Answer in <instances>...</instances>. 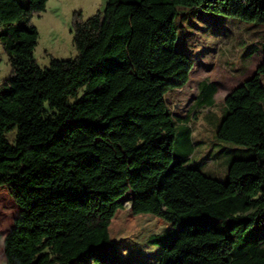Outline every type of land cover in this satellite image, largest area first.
Here are the masks:
<instances>
[{"label":"trees","instance_id":"trees-1","mask_svg":"<svg viewBox=\"0 0 264 264\" xmlns=\"http://www.w3.org/2000/svg\"><path fill=\"white\" fill-rule=\"evenodd\" d=\"M48 2L0 0L12 67L0 83V186L22 209L8 264H127L110 233L129 192L135 214L173 225L149 238L160 264H264V61L225 98L218 137L255 151L230 163L228 182L178 153L192 126L180 130L166 98L196 65L177 49L179 7L264 22V0H107L74 14L77 56L42 67L33 19ZM217 91L202 81L199 104Z\"/></svg>","mask_w":264,"mask_h":264},{"label":"rangeland","instance_id":"rangeland-1","mask_svg":"<svg viewBox=\"0 0 264 264\" xmlns=\"http://www.w3.org/2000/svg\"><path fill=\"white\" fill-rule=\"evenodd\" d=\"M106 3L107 0H53L41 16L36 15L33 22L40 36L35 57L39 64L49 66L51 56L75 58L78 52L74 43V14L82 13L84 19H88L99 10L104 11ZM179 8L177 49L191 55L196 65L189 83L169 91L166 98L175 116L190 114L196 132L199 131L210 147L222 151L221 161L211 157L209 174L228 182L230 163L237 158H250L255 151L251 147L221 140L217 123L226 111L227 93L251 77L264 61V22L247 21L208 10H190L184 6ZM11 75L9 56L0 43V83ZM203 80L215 81L220 88L216 103L211 107L198 103L199 83ZM8 136L15 142L16 131ZM179 146L185 147L183 144ZM132 196L129 192L120 199L122 208L115 215L111 238L127 264H160L161 247L152 245L149 238L167 231L171 223L151 213L135 214ZM21 211L7 187L0 186V264H8L5 239Z\"/></svg>","mask_w":264,"mask_h":264},{"label":"crops","instance_id":"crops-1","mask_svg":"<svg viewBox=\"0 0 264 264\" xmlns=\"http://www.w3.org/2000/svg\"><path fill=\"white\" fill-rule=\"evenodd\" d=\"M53 0H49L48 2V7L51 6ZM205 81V80H203ZM208 81V80H207ZM202 81H200L201 83ZM209 82V81H208ZM211 82H215V81H211ZM200 83H199V94H200ZM217 83V82H215ZM218 86V84H217ZM180 89V88H179ZM220 90L219 86H218V91ZM233 90V89H232ZM231 90V91H232ZM217 91V93H218ZM216 93V94H217ZM199 94H198V103L199 102ZM216 94H215V101L213 104H206V105H203V106H213L215 103H216ZM229 94V92L227 93V95ZM226 95V96H227ZM225 96V98H226ZM226 107V106H225ZM226 111L225 113L220 117L219 121H218V127L221 123V120L223 118V116L226 114L227 112V107L225 108ZM174 114V113H173ZM175 116V115H174ZM179 122V125L181 126L180 127V130L183 131L185 129V126H192V116H190V114H186L184 116H180V115H176L175 116ZM189 118V122L187 123L186 120ZM199 131L196 132V130L193 128L192 126V133L190 135V138H189V146H188V149L185 150L184 149H179L178 150V153L179 154H183L185 153L186 151L189 150L190 152V155H189V160H188V164H191V165H198L200 166L205 172H207L208 174L211 173V160L212 158L211 157H215V160H219L221 161V155H222V151L221 150H216V149H213L212 147H210V145H208L206 143V141L202 138V136L199 134ZM197 135V136H196ZM197 153H200V155H198ZM221 162H219V166L222 167V165H220ZM230 166V165H229ZM173 227V225L171 224V227L169 229H171ZM168 229V230H169ZM167 230V231H168ZM166 232V231H165ZM162 250V249H161Z\"/></svg>","mask_w":264,"mask_h":264}]
</instances>
